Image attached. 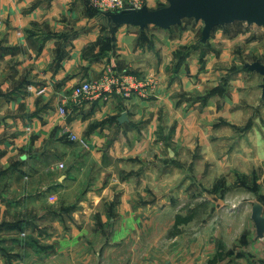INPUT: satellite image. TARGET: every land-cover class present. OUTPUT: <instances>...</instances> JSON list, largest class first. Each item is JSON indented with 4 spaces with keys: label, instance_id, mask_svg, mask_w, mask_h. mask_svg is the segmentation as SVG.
Returning a JSON list of instances; mask_svg holds the SVG:
<instances>
[{
    "label": "rangeland",
    "instance_id": "rangeland-1",
    "mask_svg": "<svg viewBox=\"0 0 264 264\" xmlns=\"http://www.w3.org/2000/svg\"><path fill=\"white\" fill-rule=\"evenodd\" d=\"M149 1L150 8L167 4ZM78 8L91 18L82 20L85 28L99 26L83 59L99 56L104 66L75 83L111 70L141 84L127 95L100 99L104 116L87 123L88 131L102 132L113 120L110 135L127 145L121 150L117 144L114 159L104 152L99 161L52 125L36 148L6 147L10 153L0 159V264L155 263L160 250L171 249L166 236L174 213L192 207L195 218L181 232L201 234L202 246L208 233L216 234L213 248L232 244L237 226L252 228V221L247 213L227 221L219 213L235 214L254 200L264 204L263 78L245 67L264 62V27L233 21L215 26L201 42L203 22L194 18L167 29L112 30L90 0ZM93 101L70 104L68 113L91 116ZM123 111L128 120L118 123ZM17 131L0 125V141ZM59 161L64 166L57 169ZM66 171L71 177L64 181ZM185 239L178 242L185 245Z\"/></svg>",
    "mask_w": 264,
    "mask_h": 264
},
{
    "label": "crops",
    "instance_id": "crops-1",
    "mask_svg": "<svg viewBox=\"0 0 264 264\" xmlns=\"http://www.w3.org/2000/svg\"><path fill=\"white\" fill-rule=\"evenodd\" d=\"M80 1L0 0V114L3 115L0 116V125H4L5 129H18L10 139L3 138L0 141V148L4 150L0 159L8 157L10 153L6 147L15 146L17 149L29 150L36 148L45 131L52 125L59 129V95L67 91L84 74L91 76L104 66L102 61L98 60L99 56L88 62L83 59V48L89 43H95L94 40L99 36V26L93 22L90 28H85L82 20L91 18L79 10ZM69 3H74V7L69 8ZM146 5L149 7V0H146ZM68 18L73 19L75 23H69ZM94 49H98V45ZM98 101L101 100L92 102L97 110L93 115L86 117V113L76 110L68 113L64 121L75 133L88 141V149L90 148L96 159L99 160L104 152L109 159H114L117 155V144H120L121 150L127 145L121 137L110 135L111 129L115 130L114 121L107 122L108 125L102 127V132L97 129L88 131L87 123L90 119H97L98 115L104 116L103 110L106 107L101 106ZM39 129L43 132L42 136L38 132ZM102 145H106L105 151H102ZM126 150L129 151V148ZM24 156L22 155V158ZM70 177V171L60 176L64 181ZM251 205L252 202L249 205L241 204V209L235 214L222 212L218 216L226 221L232 217L241 219L239 217L247 214L250 218ZM176 213L181 212H175L174 215ZM227 229L222 228L224 231ZM236 233L232 244L227 246L222 242L223 245L219 243V248L212 246L215 233L204 234V240L208 241L207 246H202V242L198 243L201 235L198 233L180 232L168 235L166 243L170 242V245L163 246L169 245L171 249L160 250L155 263L148 260L146 262L209 264V260L217 252H221V256L212 264L264 263V240L255 238L253 222L252 228L243 222L237 226ZM181 238H186L185 245L184 240L178 242Z\"/></svg>",
    "mask_w": 264,
    "mask_h": 264
},
{
    "label": "water",
    "instance_id": "water-1",
    "mask_svg": "<svg viewBox=\"0 0 264 264\" xmlns=\"http://www.w3.org/2000/svg\"><path fill=\"white\" fill-rule=\"evenodd\" d=\"M167 4L150 8L146 4L138 9H124L116 12H106L103 17L111 27L131 25L145 28L155 25L167 29L180 24L184 18L201 20V42L209 39L215 26L233 21H246L264 27V0H166ZM245 67L260 74L263 78L261 86L264 95V62L255 60L246 63ZM119 123L128 120L123 111L117 118ZM171 153V152H170ZM62 179V178H60ZM250 219L255 227V238L264 237V207L257 200L252 201Z\"/></svg>",
    "mask_w": 264,
    "mask_h": 264
},
{
    "label": "built area",
    "instance_id": "built-area-1",
    "mask_svg": "<svg viewBox=\"0 0 264 264\" xmlns=\"http://www.w3.org/2000/svg\"><path fill=\"white\" fill-rule=\"evenodd\" d=\"M91 5L96 7L100 14L106 12H116L124 9H138L146 4L145 0H90ZM137 87H141L132 75L117 76L113 71L103 73L92 78H84L73 84L69 92H63L59 95L57 111L59 114V131L70 141H75L81 146L88 148V141L75 133L69 124L64 121L68 114V106L70 104L78 105L83 99H107L113 93H122L127 95L132 90L137 91ZM64 166L62 161L54 164V167L59 169ZM264 240V237L261 238ZM264 264V263H259Z\"/></svg>",
    "mask_w": 264,
    "mask_h": 264
},
{
    "label": "trees",
    "instance_id": "trees-1",
    "mask_svg": "<svg viewBox=\"0 0 264 264\" xmlns=\"http://www.w3.org/2000/svg\"><path fill=\"white\" fill-rule=\"evenodd\" d=\"M116 26H113L112 30L115 29ZM16 168V167H15ZM258 201L261 202V200L259 199ZM263 204V203H262ZM263 207H264V204H263ZM196 215V211H195V207H192L190 209L189 212H186L185 214H182V213H176L175 216H174V221H173V224H172V227L168 233V235L172 236V235H176L178 233L181 232V228L180 226L183 225V224H186L188 223L189 221L193 220L195 218ZM21 224V223H20ZM12 225V224H11ZM15 226H21V225H15ZM221 252H217L213 258L211 260H209V264H212L216 261V259L218 257L221 256Z\"/></svg>",
    "mask_w": 264,
    "mask_h": 264
}]
</instances>
